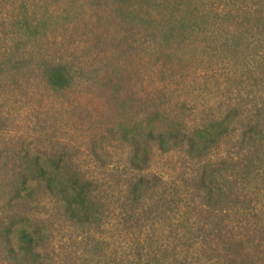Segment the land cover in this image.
Wrapping results in <instances>:
<instances>
[{
  "label": "trees",
  "instance_id": "1",
  "mask_svg": "<svg viewBox=\"0 0 264 264\" xmlns=\"http://www.w3.org/2000/svg\"><path fill=\"white\" fill-rule=\"evenodd\" d=\"M207 1L180 0L170 12V44L198 52L195 74L209 88L196 124L179 106L122 126L117 141L128 150L115 167L93 140L91 164L112 166L116 188L107 196L55 137L14 152L11 168L0 163V264H264V0ZM10 26L14 34L0 38L7 87V66L10 76L40 73L55 90L84 72L108 74L60 57L32 65L31 40L17 33L37 26ZM156 154L170 156V178L149 171ZM63 229L70 234L58 246Z\"/></svg>",
  "mask_w": 264,
  "mask_h": 264
},
{
  "label": "rangeland",
  "instance_id": "2",
  "mask_svg": "<svg viewBox=\"0 0 264 264\" xmlns=\"http://www.w3.org/2000/svg\"><path fill=\"white\" fill-rule=\"evenodd\" d=\"M179 1L0 0V38L14 34V21L26 19L37 26L17 33L31 40L32 65L60 57L77 69L95 65L108 71L84 72L65 89L55 90L46 87L40 73L25 67L10 76L7 66L1 76L11 77L12 85L0 83L1 166L11 168L14 152L48 146L52 136L87 176L98 180L101 195L107 196L116 188L112 166L103 170L91 164L86 152L93 140L106 148V162L115 167L128 150L117 141L122 126L135 125L155 111L164 118L173 116L179 106L191 114L187 122L196 124L209 88L195 74L198 52H175L170 44V12ZM215 3L218 0L206 2ZM9 45L14 49L13 42ZM106 77L117 80L121 90L107 84ZM127 90L131 98L125 96ZM170 166V156L156 154L149 171L170 178ZM7 169L0 173V200L6 197L2 183ZM69 234L61 230L56 244L66 243Z\"/></svg>",
  "mask_w": 264,
  "mask_h": 264
}]
</instances>
